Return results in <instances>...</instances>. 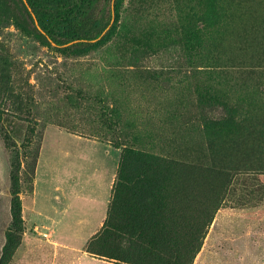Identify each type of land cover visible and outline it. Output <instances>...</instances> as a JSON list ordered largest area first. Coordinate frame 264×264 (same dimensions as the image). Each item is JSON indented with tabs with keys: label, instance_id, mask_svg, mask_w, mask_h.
I'll list each match as a JSON object with an SVG mask.
<instances>
[{
	"label": "rangeland",
	"instance_id": "1",
	"mask_svg": "<svg viewBox=\"0 0 264 264\" xmlns=\"http://www.w3.org/2000/svg\"><path fill=\"white\" fill-rule=\"evenodd\" d=\"M118 3L93 47L47 42L0 9V264H50L36 216L63 168L109 204L124 148L180 160L191 207L214 209L192 264H264V0L201 25L199 51L194 0ZM228 106L234 123L210 122Z\"/></svg>",
	"mask_w": 264,
	"mask_h": 264
},
{
	"label": "trees",
	"instance_id": "2",
	"mask_svg": "<svg viewBox=\"0 0 264 264\" xmlns=\"http://www.w3.org/2000/svg\"><path fill=\"white\" fill-rule=\"evenodd\" d=\"M244 1L194 0L198 4L194 13L197 24L191 32L195 49L203 48L201 25L214 23L235 8L232 5L241 6ZM118 4V0H0V9L22 28L33 25L47 42L93 47L117 28ZM206 99L216 101L210 96ZM223 110L225 115L210 122L234 123L236 110L229 106ZM184 167L173 157L124 148L106 217L85 251L117 264H192L214 209L195 211L191 207L197 192L189 186L188 174L182 173ZM11 212L17 230H21L17 195Z\"/></svg>",
	"mask_w": 264,
	"mask_h": 264
},
{
	"label": "crops",
	"instance_id": "3",
	"mask_svg": "<svg viewBox=\"0 0 264 264\" xmlns=\"http://www.w3.org/2000/svg\"><path fill=\"white\" fill-rule=\"evenodd\" d=\"M77 168V165L63 168L56 195L48 205L45 202L43 214L36 216L48 223L42 234L49 243H43L42 247L52 252L50 264H107L110 262L94 257L84 248L103 224L108 198L98 192L100 189L95 192L94 187L83 188L81 173L75 171Z\"/></svg>",
	"mask_w": 264,
	"mask_h": 264
},
{
	"label": "built area",
	"instance_id": "4",
	"mask_svg": "<svg viewBox=\"0 0 264 264\" xmlns=\"http://www.w3.org/2000/svg\"><path fill=\"white\" fill-rule=\"evenodd\" d=\"M45 235V234H44Z\"/></svg>",
	"mask_w": 264,
	"mask_h": 264
}]
</instances>
